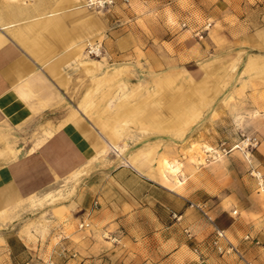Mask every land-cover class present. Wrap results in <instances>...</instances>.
Segmentation results:
<instances>
[{"label": "rangeland", "instance_id": "rangeland-1", "mask_svg": "<svg viewBox=\"0 0 264 264\" xmlns=\"http://www.w3.org/2000/svg\"><path fill=\"white\" fill-rule=\"evenodd\" d=\"M38 2L0 0V11L21 7L20 17L30 16L28 8L31 13ZM88 11L101 19V28L89 31L83 16L68 14L66 29L80 34L77 42L98 43L103 52L88 55L85 45V69L95 80L72 57L67 59L61 85L66 107L72 109L89 90L84 101L94 102V109L88 118L123 147L124 157L146 168H159L162 157L176 158L183 181L177 191L190 194L215 221L236 211L238 220L244 216L264 222V0H131L110 11ZM3 19L1 15L0 25ZM72 44L67 42L57 59ZM123 104L125 110L137 104L142 108L136 115L125 112L106 129L97 124L98 115L114 117ZM150 116L161 123L159 129ZM252 138L258 142L253 148L248 146ZM26 140L20 138L19 145ZM192 143L208 149L204 162L190 160L196 155ZM103 147L105 152L97 153L88 170L77 173L80 168L46 192L0 213V264H57L61 229L90 235V225L80 228V223L70 222V199L78 194L74 180L97 162L127 166L105 143ZM68 202L70 206L64 205ZM106 235L100 232L99 237ZM238 264L245 263L238 258Z\"/></svg>", "mask_w": 264, "mask_h": 264}, {"label": "crops", "instance_id": "crops-1", "mask_svg": "<svg viewBox=\"0 0 264 264\" xmlns=\"http://www.w3.org/2000/svg\"><path fill=\"white\" fill-rule=\"evenodd\" d=\"M58 1L60 5L52 6L50 0H39L31 13L28 8L30 16L20 17L21 7L0 11L4 18L0 25V210L67 179L104 144L105 137L88 118L94 109V102L84 101L89 90L69 109L61 88L67 59L80 38V34L67 31L65 17L83 16L89 31L101 28L102 21L86 13L82 0L81 7L74 9H70L74 0ZM67 42H73L74 47L57 59ZM125 106L117 108L114 117L98 115L97 124L106 129L118 123L120 116L124 118L125 112L136 115L142 108L137 104L125 110ZM150 118L159 129L161 123ZM20 138H27L22 146ZM162 158L182 171L176 158ZM138 162L145 174L157 177H147L132 167L97 162L88 174L74 180L78 181V194L70 199L74 204L70 222H89L90 235L76 228L71 232L61 229L57 264H80L82 260L93 264H238L235 254L220 255L215 250L211 244L213 226L200 218L190 194L177 191L182 185L176 187L171 176L166 181L160 178L161 166L146 168ZM70 202L64 205L70 206ZM234 215L228 213L215 222L230 242L240 246L247 260L264 264V222L244 216L238 220ZM13 221L16 218L9 222ZM100 232L107 235L102 239ZM7 245L13 258L12 247Z\"/></svg>", "mask_w": 264, "mask_h": 264}, {"label": "bare ground", "instance_id": "bare-ground-1", "mask_svg": "<svg viewBox=\"0 0 264 264\" xmlns=\"http://www.w3.org/2000/svg\"><path fill=\"white\" fill-rule=\"evenodd\" d=\"M80 0H74V3L73 5L70 7V9H74V8H79L81 7L80 6ZM90 11V10H89ZM88 11V12H89ZM88 43V42H87ZM85 45L86 43L84 42H78L76 44V47L74 49V51L72 52V58L74 61H77V64H79L80 66H82L83 68H85L88 64H89V61H87V59L85 58H88L89 56H87V54L85 53ZM76 63V62H75ZM95 64L98 63L97 60L94 61ZM104 136V135H103ZM105 137V136H104ZM45 138L39 140V142L37 143V145H39L40 143H42V141L44 140ZM103 139V142L106 144V146H108L110 149H112L113 151L116 152L117 156H120V158H122L123 160V163L127 166H130L132 167L134 170H136L137 172L141 173V174H144L145 176L147 177H153V178H156L157 175L156 174H150V173H144L143 169L141 168V165L140 163L136 160V159H130V158H126L122 155V152H123V147L119 144H116L110 140H108L106 137L105 138H102ZM192 148L194 149V152H195V156L197 157V159H195L194 157H192V159H194V161L197 162L200 161V162H204V153L206 151H204L203 149L200 148L199 144L197 143H192ZM106 148L103 147V149L101 150H98L99 151H104L105 152ZM210 151V150H209ZM97 152V153H98ZM212 152V151H211ZM213 153V152H212ZM215 153V152H214ZM96 155V154H95ZM92 156L91 158H89V160L85 163V165H83L81 168V170H78L77 173H81V172H84L86 170H88L90 167H91V161L93 160V158L95 157ZM216 155V154H215ZM206 156H211V155H206ZM214 156V155H213ZM215 157V156H214ZM213 157V158H214ZM217 157V156H216ZM248 157V156H247ZM245 158V157H244ZM207 163V162H206ZM197 164V163H196ZM204 164V163H203ZM160 168H161V171H160V178H162L164 181L167 180V178L169 176H171L172 178H174L175 180V186H180L183 184V181L180 179L179 175L181 173L180 171V168L177 164H173L171 163L167 158H162L161 162H160ZM70 170V169H69ZM72 173V172H71ZM74 174V172L72 173V175ZM179 174V175H178ZM71 175V176H72ZM46 196H49L48 194ZM52 196V195H51ZM7 208H4L2 210H0V213H3L6 211Z\"/></svg>", "mask_w": 264, "mask_h": 264}, {"label": "built area", "instance_id": "built-area-1", "mask_svg": "<svg viewBox=\"0 0 264 264\" xmlns=\"http://www.w3.org/2000/svg\"><path fill=\"white\" fill-rule=\"evenodd\" d=\"M131 0H82V6L90 11L96 12H106L110 11L112 8L116 7L118 4L128 5ZM185 25V24H184ZM103 50L98 43H88L86 45V53L91 56H100ZM248 146L255 147L258 142L255 138L249 139ZM259 175V173H258ZM94 207L98 206V201L93 202ZM199 211H201L204 217L210 222L214 228L213 237L211 239V244L219 254L233 253L239 259H241L245 264H253L250 260H247L244 255L240 252L238 247L230 242L227 238L225 230L217 226L215 220L209 215L207 210L202 205H194ZM236 214V211H233ZM79 226L80 228L88 227L90 224L82 222ZM197 252V249H195Z\"/></svg>", "mask_w": 264, "mask_h": 264}]
</instances>
